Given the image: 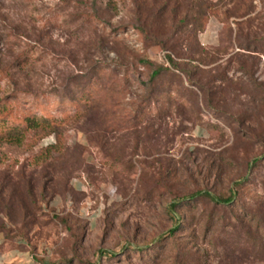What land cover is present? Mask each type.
Segmentation results:
<instances>
[{"label": "rangeland", "instance_id": "rangeland-1", "mask_svg": "<svg viewBox=\"0 0 264 264\" xmlns=\"http://www.w3.org/2000/svg\"><path fill=\"white\" fill-rule=\"evenodd\" d=\"M15 128L0 264H264V0H0Z\"/></svg>", "mask_w": 264, "mask_h": 264}, {"label": "trees", "instance_id": "trees-1", "mask_svg": "<svg viewBox=\"0 0 264 264\" xmlns=\"http://www.w3.org/2000/svg\"><path fill=\"white\" fill-rule=\"evenodd\" d=\"M169 61L173 66H176L178 68V63L175 61V59L172 57V55H169ZM147 63H150L149 61ZM169 70V68H166L164 66H158L153 70V76L152 78H156L162 74L163 71ZM194 84V83H193ZM41 121H46L45 119H39L36 117H28L26 119L27 122V127L29 128H35L38 127L41 124ZM0 139H6L8 141H14L17 143H20L23 139V131L22 129L15 128L11 131H9L6 135L0 136ZM242 182L238 183L241 184ZM204 196L210 198L212 201L222 204V205H231L233 204L235 200V194L232 192L229 196L227 197H222V196H215L209 191H202L201 192ZM177 205L176 202H173V207Z\"/></svg>", "mask_w": 264, "mask_h": 264}, {"label": "crops", "instance_id": "crops-1", "mask_svg": "<svg viewBox=\"0 0 264 264\" xmlns=\"http://www.w3.org/2000/svg\"><path fill=\"white\" fill-rule=\"evenodd\" d=\"M20 251L17 249H13L8 253H2L0 254V257L2 256L3 259H7V258H17L18 256H20Z\"/></svg>", "mask_w": 264, "mask_h": 264}, {"label": "built area", "instance_id": "built-area-1", "mask_svg": "<svg viewBox=\"0 0 264 264\" xmlns=\"http://www.w3.org/2000/svg\"><path fill=\"white\" fill-rule=\"evenodd\" d=\"M1 261H3V258H2V256L0 257V262H1Z\"/></svg>", "mask_w": 264, "mask_h": 264}]
</instances>
